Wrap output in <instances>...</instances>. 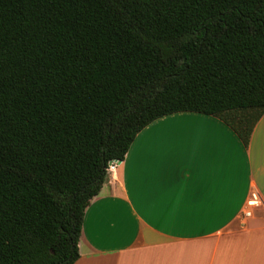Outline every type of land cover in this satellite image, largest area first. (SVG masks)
<instances>
[{"label":"trees","instance_id":"1","mask_svg":"<svg viewBox=\"0 0 264 264\" xmlns=\"http://www.w3.org/2000/svg\"><path fill=\"white\" fill-rule=\"evenodd\" d=\"M264 114V0H0V264H75L137 134Z\"/></svg>","mask_w":264,"mask_h":264},{"label":"crops","instance_id":"2","mask_svg":"<svg viewBox=\"0 0 264 264\" xmlns=\"http://www.w3.org/2000/svg\"><path fill=\"white\" fill-rule=\"evenodd\" d=\"M79 251L75 264H264V114L248 146L213 115L150 123L87 207Z\"/></svg>","mask_w":264,"mask_h":264},{"label":"built area","instance_id":"3","mask_svg":"<svg viewBox=\"0 0 264 264\" xmlns=\"http://www.w3.org/2000/svg\"><path fill=\"white\" fill-rule=\"evenodd\" d=\"M119 161H120V160H114V161H111L110 164H109V166H108V171L111 170V169H113V168L117 165V163H118ZM256 201H257V198H256V196L254 195V197H253L251 200H249L248 205H249V206H252V205H254V204L256 203ZM245 214L250 215L251 212H250V211H246Z\"/></svg>","mask_w":264,"mask_h":264},{"label":"rangeland","instance_id":"4","mask_svg":"<svg viewBox=\"0 0 264 264\" xmlns=\"http://www.w3.org/2000/svg\"><path fill=\"white\" fill-rule=\"evenodd\" d=\"M168 124H174V123H171V122H170V123H168ZM168 126H173V125H168Z\"/></svg>","mask_w":264,"mask_h":264}]
</instances>
